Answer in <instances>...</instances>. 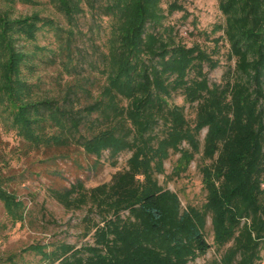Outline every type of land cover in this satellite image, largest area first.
Segmentation results:
<instances>
[{
  "label": "trees",
  "instance_id": "trees-1",
  "mask_svg": "<svg viewBox=\"0 0 264 264\" xmlns=\"http://www.w3.org/2000/svg\"><path fill=\"white\" fill-rule=\"evenodd\" d=\"M45 2L63 16L66 30L37 10L15 13L17 4L38 0H0V203L6 215L21 223L25 206L6 188L2 129L32 150L74 146L95 163L107 152L111 166L121 153L129 156L107 182L86 187L77 179L48 190L65 210L85 211L80 237L91 242L28 249L47 264H190L210 247V217L212 243L223 248L219 264H264V0H217L223 23L215 46L226 42L233 61L220 83L209 82L204 70L217 67L212 54L187 46L164 24L168 15L186 11L178 0L166 8L164 0ZM86 14L107 21L96 64L102 83L93 89L75 79L41 92L40 77L34 82L28 74L42 49L28 52L25 44L43 27L64 31L59 56L49 50L52 56L41 61L58 62L70 75L77 68L75 29ZM175 94L194 106L192 120L184 105L172 102ZM170 151L179 153L177 174L200 155L202 207L183 208L178 194L159 183Z\"/></svg>",
  "mask_w": 264,
  "mask_h": 264
},
{
  "label": "rangeland",
  "instance_id": "rangeland-1",
  "mask_svg": "<svg viewBox=\"0 0 264 264\" xmlns=\"http://www.w3.org/2000/svg\"><path fill=\"white\" fill-rule=\"evenodd\" d=\"M34 6L17 4L15 13L29 14L37 10L41 16L54 20L60 28L67 29L69 24L50 4L45 0H38ZM171 0H164L163 7ZM185 12L176 11L168 15L164 20L165 25L174 26L178 32V38L187 46L199 44L213 59L218 61L215 69L208 72L209 82L220 83L224 71L229 64L227 59V45L223 40L215 46L214 38L222 32L218 26L223 23V16L218 10L217 0H178ZM76 35L72 44L73 65L76 71L70 75L62 71L58 62L55 64L42 63L51 55V51H57L59 56L60 45L64 44L66 34L64 31L55 32L54 29L43 27L37 34L35 42L26 43L28 52L36 51V47L42 51L37 52L33 59L34 72L28 74L34 81L40 77L39 90L57 91L64 88L66 82L83 83L89 88H97L103 79L96 69L98 54L104 50L103 43L106 39L108 27L106 18L93 19L89 14L81 16L75 29ZM60 33V34H59ZM59 35L61 39L57 36ZM216 51L215 53H213ZM61 56L59 59H65ZM175 104L185 106V113L189 120L194 116V106L184 103L180 94L172 98ZM204 131L200 135L202 141ZM1 138L5 159L8 167L4 169L9 176L6 188L14 192L24 204V220L21 223H13L6 215L0 203V264H47L42 255L28 249L31 245L44 246L46 252L51 251L60 243H67L77 248L91 242L90 238H81V218L84 210H65L48 193L50 188L68 187L77 179L86 187L98 183L107 182L112 174L125 166L129 153H121L117 157L116 166H111L107 152H103L96 162L95 156H87L74 146L64 148H40L39 151L30 149L14 131L2 129ZM179 153L170 151L169 157L164 161L163 174L157 175L161 185L176 192L180 198L182 207L187 205L202 207L205 202V192L201 184L199 166L202 164L200 155H196L179 174ZM212 227L210 217H207L205 226V239L209 249L205 255L198 257L190 264H219V255L222 251L212 243Z\"/></svg>",
  "mask_w": 264,
  "mask_h": 264
}]
</instances>
